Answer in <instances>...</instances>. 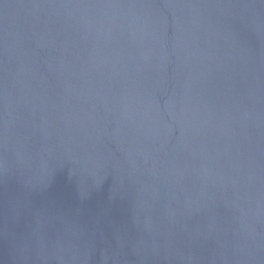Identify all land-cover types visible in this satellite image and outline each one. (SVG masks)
I'll return each instance as SVG.
<instances>
[{"label": "water", "instance_id": "obj_1", "mask_svg": "<svg viewBox=\"0 0 264 264\" xmlns=\"http://www.w3.org/2000/svg\"><path fill=\"white\" fill-rule=\"evenodd\" d=\"M0 264H264V0H0Z\"/></svg>", "mask_w": 264, "mask_h": 264}]
</instances>
